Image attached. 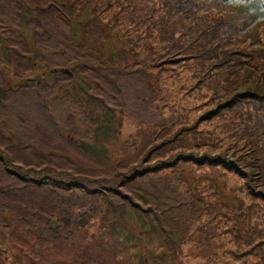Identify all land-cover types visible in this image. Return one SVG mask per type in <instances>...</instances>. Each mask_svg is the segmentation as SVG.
Segmentation results:
<instances>
[{"label": "rangeland", "instance_id": "374dc122", "mask_svg": "<svg viewBox=\"0 0 264 264\" xmlns=\"http://www.w3.org/2000/svg\"><path fill=\"white\" fill-rule=\"evenodd\" d=\"M125 1L120 13L105 6L94 10L99 0H87L82 9L71 7L73 0L58 7L47 0L0 3V94L7 109V115L0 111V135L13 140L4 151L19 157L25 146L46 156L41 144L50 142L45 170L34 176L53 184L49 209L63 246L46 228L41 235H53L63 254L70 249L54 260H46L45 251L44 264H211L221 244L264 241V209L244 199L248 188L264 193V181L255 174L248 182L241 178L258 165L260 152L264 157V116L255 118L248 102L264 96V0H194L191 14L179 17L170 0ZM114 14L119 22L113 32ZM219 18L233 28H224ZM215 23L221 28L207 44ZM213 56L224 70L206 83L220 94H237L232 115L263 133L252 143L246 135L236 144L233 138L227 145L219 138L204 142L197 126L208 117H195L199 109L194 117H178L176 109L164 107L166 88L159 78L168 89L189 75L203 78ZM166 58L177 63L150 69ZM174 67L175 73L163 70ZM211 90L190 94L193 104L212 106ZM187 126L194 128L181 130ZM29 164L8 156L0 168L12 178ZM58 170L72 171L65 183ZM55 171L59 179H53ZM239 199L241 218H247H238L245 231L235 237L221 212L237 207ZM5 224L21 235L20 227ZM23 252L0 231V264H34Z\"/></svg>", "mask_w": 264, "mask_h": 264}, {"label": "trees", "instance_id": "16d2710c", "mask_svg": "<svg viewBox=\"0 0 264 264\" xmlns=\"http://www.w3.org/2000/svg\"><path fill=\"white\" fill-rule=\"evenodd\" d=\"M50 3L54 4L56 7L58 5H64L63 3H60L61 0H47ZM74 2L71 3L73 6L71 7H79L80 9L83 8V6L86 4L85 1L84 3L77 4L79 1L83 0H73ZM171 2L169 7L178 9L179 11L176 12V16H180L181 12H183L186 15H190L192 11L193 4L191 1L194 0H170ZM204 2L207 3V0H197L198 2ZM249 1V0H248ZM253 3H256L257 0H251ZM7 0H2L0 3H6ZM210 2L215 3V4H224L223 0H210ZM196 3V2H195ZM104 6L106 8L112 9L113 11H117V13H120L122 9L127 7V2L125 0H99L98 4L94 6V10H104ZM115 15L116 22L111 26V30L114 27L116 23L119 22V18L117 14ZM220 21H222L224 28L229 27L233 28L231 26L226 25L224 22V19L222 20L219 18ZM218 19V20H219ZM217 20V21H218ZM141 23L143 21L141 20ZM221 26L215 25L213 26L211 32L209 34L207 33V44L209 43L210 40H213L215 36L217 35L216 33L220 30ZM146 30H148L146 28ZM113 31V30H112ZM114 32V31H113ZM206 33V30H205ZM191 57H186V58H180V59H169L166 58L164 60H155L154 65L150 67L153 70L156 69V67H163L167 65H174V64H167V60L169 62H175L176 60H183V62L187 61ZM159 61V62H158ZM176 61V63H177ZM158 62V63H157ZM157 63V64H156ZM153 64V63H152ZM179 65V64H177ZM219 68V69H217ZM221 68V63L219 64V60L217 59L216 56H213L209 71L207 74L202 78L199 77L198 75H189L183 83H178V81H172L173 85L171 88L168 89V86L165 83L166 79H160V85L164 84V88H166V95L167 97L165 98L164 102V107H170L172 109L177 110V116L178 117H194V109H199V113L195 117H208L202 119L204 123L202 125L197 126L199 127L198 133L202 135V139L205 142V140H211L213 139H218V141L224 142L226 144L228 139L233 138L234 144H236L240 139H242L245 135L247 138H249V143H252L256 141L257 138H261L263 135L262 131L257 129V125H252V122L250 120H245L243 117H235L232 115V111L236 107L235 103V98L237 94L234 95H227V93L220 94L221 90L219 91L217 88L210 86L207 84V80L211 78L212 76L218 77L224 69L221 68V71H219ZM55 69H53L51 72H54ZM164 71H171L175 73V67L174 69H163ZM220 72V73H218ZM156 76H159V72H155ZM202 78V79H201ZM201 79V80H200ZM225 79H227L225 77ZM196 80V81H195ZM195 82L194 85L191 84L192 82ZM211 88V95L209 97V102L211 103L212 106L207 105L206 103L202 105H194V99L190 96L192 93H199L203 89H208ZM169 92L167 93V91ZM3 95L0 94V111H3V115H7V109H6V100H3L4 97ZM164 99V97L162 98ZM218 99V100H216ZM221 101H223L221 103ZM249 104L253 107V116L257 118L256 116H264V96H255L252 95L251 99L248 100ZM1 117V116H0ZM230 117H235V118H230ZM239 121H238V120ZM201 120V121H202ZM2 119H0V123H2ZM198 121L194 123L195 127L197 125ZM189 124V122H188ZM187 124V125H188ZM192 125V124H190ZM51 126L45 127L48 131ZM207 127H209V130H205ZM193 126H187V127H182L181 130L187 131L190 129H193ZM6 129V128H5ZM231 131L232 135H228V132ZM53 130H51V133ZM204 134L206 137H204ZM47 138L51 141L52 136L50 132L46 134ZM13 140L7 139V136H2L0 135V165L4 167V163L6 162V159L8 156H14L17 158L18 161L26 164L30 161L33 162V164H29L30 167L29 169L23 170L24 172H17V173H11L13 175L12 178H7V170H4L2 172V169L0 168V231L2 234H7V237L10 238L15 245L19 246V248L22 250V252L32 260L34 264H44V254L46 251V257L45 259H60L63 257H66L70 255V249L65 250V254H63V243L60 241V239H64L63 236L60 235H55L54 232L57 233V229L59 227L57 220H54L51 216V211H50V202L54 201L53 197L49 193L48 190H51L50 187L53 186L50 182L47 180L41 182L37 181L39 177L34 176V172L37 171L40 173L41 171L45 170L42 169L45 167V163H42L44 161H47L46 158L52 154L50 153V142L48 144H41L45 151L49 154L45 156V152L35 146L34 149L37 150L38 152H44L41 153L42 157L35 153V151H30L28 152L26 150V147L24 146L19 150V157L18 155H7V152L4 150H7V142H10ZM42 142V141H41ZM40 142V143H41ZM203 144L205 145V143ZM227 145V144H226ZM32 145L29 146V148ZM54 146V145H53ZM206 146V145H205ZM241 145H237L235 148L240 147ZM3 148V149H2ZM208 150V149H206ZM204 150V152H206ZM28 152V153H27ZM27 153V155H26ZM24 154V155H23ZM93 154L101 156L95 151ZM248 153L243 154V156H247ZM102 155H105L104 153ZM55 163L61 164L60 161L54 160ZM49 165V163H46ZM230 171H233V173L237 174L239 169L232 167L230 165ZM55 168H61L65 169L60 166H54ZM123 168V167H122ZM51 170V169H50ZM61 171L63 170H58L57 172L59 174H62ZM9 173V172H8ZM25 173V174H24ZM55 174L53 175V179H59L56 171L54 172ZM72 174V171L67 170L65 171V174H62V178L64 180H61L60 182L65 183V179H69L68 174ZM121 173L118 172L116 179L112 180L116 181L119 178H121ZM97 174V173H94ZM115 174V175H116ZM255 174L257 177H262V180L264 181V157H263V152H260V157L258 160V165L251 167L250 171L247 173H242L241 178L245 179L247 182L249 181L251 175ZM143 175V173H139V176ZM93 179H96L95 177ZM72 184V183H71ZM74 186L77 187L75 183H73ZM47 186V187H44ZM79 188L82 190L83 185H78ZM75 187V188H76ZM46 189V190H45ZM245 200L249 203L248 206L251 205V207L255 206L257 208H263L264 209V193L261 191H250L249 188L247 192L245 193ZM242 203L243 200L239 199L237 207L233 206L229 210H223L221 213L228 217V222L231 221L230 223V228L233 229L234 236L237 237L240 233H243L245 230L243 229L244 225L239 221L238 218H241L242 214ZM17 205H22L23 210H21V213H17L16 211V206ZM54 203H52V206ZM55 206V205H54ZM4 215L6 217H4ZM230 215V216H229ZM39 217V219H38ZM247 216L242 217L241 219L245 220ZM230 219V221H229ZM238 220V222L236 221ZM6 220L10 221L13 223L15 226H18L19 230L21 231V235L17 236L14 235L11 231H9L6 223ZM40 220V223H39ZM47 229L49 232H53L54 238L57 240L59 239L60 243H54L52 242L53 240V235H52V240H49V236H44V234L41 235V230ZM37 235H34L35 233ZM19 233V232H18ZM17 236V237H16ZM18 238H20L18 240ZM18 240V241H17ZM65 240V239H64ZM25 245V246H24ZM227 245L225 248H223L224 244H221L219 247L222 249V252L219 256H214L213 261L211 264H264V241L258 242L256 244L253 243V240L251 238L248 239V245L246 247H243L239 243H231V241H228ZM37 249L41 252V256H38L35 254V250ZM50 251V253H48ZM203 257V255L201 256ZM64 264H72L70 260L68 261H63ZM215 262V263H213ZM201 264V263H200Z\"/></svg>", "mask_w": 264, "mask_h": 264}, {"label": "water", "instance_id": "95a60500", "mask_svg": "<svg viewBox=\"0 0 264 264\" xmlns=\"http://www.w3.org/2000/svg\"><path fill=\"white\" fill-rule=\"evenodd\" d=\"M65 73L67 74L68 72H67V71H65Z\"/></svg>", "mask_w": 264, "mask_h": 264}]
</instances>
